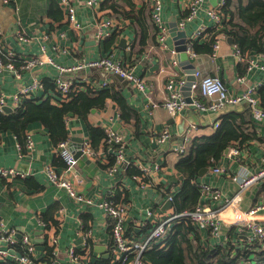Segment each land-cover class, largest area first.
I'll use <instances>...</instances> for the list:
<instances>
[{"label": "crops", "instance_id": "1", "mask_svg": "<svg viewBox=\"0 0 264 264\" xmlns=\"http://www.w3.org/2000/svg\"><path fill=\"white\" fill-rule=\"evenodd\" d=\"M73 1L77 20L81 25L79 29L72 27L67 21L57 0H11L9 2L0 0V30L5 36V48L10 49L17 56L24 57L39 54L41 45H45V53L52 61V63L22 71L20 78H16L9 70L0 67V90L10 94L18 85L28 83L33 75L42 81L51 80L58 75L67 77L82 75L84 74L82 70L71 74L62 70L72 67L80 59H97L108 54H113L125 61L137 75L144 79L151 91L152 102L157 103L158 106L151 107L146 98L130 83L112 76L109 86L119 92L123 98L127 108L125 112L127 118H121L120 105L109 99L102 109H95L94 113L90 112L85 118L73 115L65 119L67 135L71 136V139L73 137L88 139L89 143L88 124L97 126L96 120L99 115L108 122L111 119L113 125L119 123L117 129L125 141V155L129 160L141 162L146 166L152 164L162 166L163 171L146 178L148 184L140 188L139 182L133 176H129L125 168L115 175L108 173L107 165L109 156L112 154L108 148L102 146L100 141L95 148H91L98 159V162H95L97 169L91 174L77 167V171L85 177L83 191L86 195L99 198L103 197L109 189H114L116 200L128 207L126 228L135 236L141 237L149 228L145 210L152 208L160 213L173 210L172 206L169 209L163 208L166 200L164 192L173 194L174 198L183 184V176L175 168L176 162L182 156L173 152V147L180 144L176 138L178 118L183 116L193 121V124L197 125L196 136L198 137L212 134L218 126L214 125L218 118L211 112H201L189 105L179 115L171 117L161 106L165 94L163 85L171 70L169 50H175V41L169 33L170 22H175L178 30L186 32L187 40L201 24L209 26L211 21L205 12L201 11L192 20L184 22L181 28L179 23L185 12L183 4L188 0H162L161 15L168 28L166 44L169 50H167L159 45L157 33L150 18V6L146 0H107L97 8L96 12L86 6L85 0ZM111 2L117 5V11L108 7ZM107 17L118 19L119 28L118 32L113 34L116 35L112 43L107 37L103 40L95 38L94 23ZM13 28L14 31L9 33V29ZM19 28H22L26 34L34 36V39L27 43L20 42L16 38V31ZM43 36L46 38L43 39ZM121 38L125 40L124 45H120ZM201 41L204 42L205 39ZM233 45V43L229 44L225 37L220 42L216 54L198 53L192 63L199 67L201 73L222 78L231 92H239L243 84L236 78L240 75L238 69L243 62L238 61L233 55ZM64 49L69 52H65ZM260 62L264 64V59ZM242 69H246V66H242ZM175 70L186 73L180 61ZM244 74L251 83L264 82V71L257 68L248 72L246 70ZM91 77L97 81L102 80V76L98 75L97 71H93ZM51 93L52 91L45 89L44 95L36 99L40 101V99L49 98ZM202 99L205 100V98ZM245 109L247 108L242 106L228 111H244ZM170 118L174 120L170 121ZM165 127L172 134L168 140L159 144L156 141L157 136ZM245 127L248 139L232 141V144L239 145L244 154L241 163L235 161L230 163V170L233 173L239 172L240 165H246L249 170L254 171L258 165V159L264 154V124L252 117V123L249 122ZM36 129H42L46 133L35 132ZM27 132L31 134L35 148L29 156L21 159L17 156L18 141L15 135L9 130L2 131L0 134V166H16L27 172L24 178L0 180V218L6 226L20 233L30 234L34 240L43 238L40 244L44 246V249H35L33 254L34 259L41 264H47L43 260L47 234L53 235L57 240L53 254L55 264H71L67 255L69 248H74L76 252L83 254L87 264L89 262L90 264H108L110 237L102 209L96 205L76 203L66 195L64 190L48 181L42 172V166L46 163L55 165L59 171L65 172L70 177H73V173L65 170L61 159L54 158L56 156L54 145L45 127L34 123ZM225 155L224 153L219 164L225 165L228 162V157ZM94 158L90 157L91 161ZM202 180L221 188L223 197L218 203H223L225 197L233 198L228 211L219 215L225 220L235 218L236 213L246 211L255 203L264 205V180L245 192H238V185L221 175H206ZM199 202H204V199L199 198L196 203ZM216 204L217 202H212V205ZM258 218L264 219V210L258 214ZM40 219L46 224H39ZM197 233L200 245L209 246L211 249L219 246L216 245L218 239L210 237L207 230H197ZM222 234L230 235L229 243L230 239L236 245L246 243L245 237L237 236L234 229L231 230L225 225H222ZM7 260L12 258L8 257ZM4 262L5 260L0 258V264Z\"/></svg>", "mask_w": 264, "mask_h": 264}, {"label": "built area", "instance_id": "2", "mask_svg": "<svg viewBox=\"0 0 264 264\" xmlns=\"http://www.w3.org/2000/svg\"><path fill=\"white\" fill-rule=\"evenodd\" d=\"M3 1L9 2L11 0ZM146 1L150 6V18L154 24L159 45L162 49L169 50L166 44L168 28L161 15L162 0ZM57 2L71 26L78 29L81 28L77 20L74 1L57 0ZM103 2L105 0H85L86 6L94 12H96L97 8ZM224 4L225 0H216L215 5L210 0H188L183 4L185 12L182 21L179 23L181 28H183L184 22L192 20L201 11H204L211 21L209 26L201 24L187 38L185 53L189 61H194L197 56L192 48L193 41L206 40L212 37V53L216 54L220 42L227 37L223 28L228 18L221 9ZM94 28L95 38L97 40H103L111 34L118 32V19L115 17L100 19L94 23ZM16 38L20 42L27 43L32 41L34 36L26 34L22 28H19L16 31ZM42 38L44 39L46 36ZM4 45L5 36L0 30V67L9 70L16 78H20L21 72L24 70H31L45 63H52L50 56L45 53V45H41L39 54L24 57L15 55L14 52L5 48ZM64 51L69 52L67 49H64ZM169 52V66L171 70L163 85L165 94L161 106L165 108L171 117L179 115L186 107L191 105L201 112L215 114L218 119L214 122V125L217 126L221 115L226 111L245 106V108L250 110L251 116L254 119L264 124V107L260 104L258 93V88L263 81L251 83L245 74L239 75L236 80L243 84V88L239 92H231L222 78L217 75L203 74L198 68L193 73L195 80L190 85L191 103H187L182 92L187 75L182 70L180 72L175 70L179 66L177 51L171 49ZM233 55L238 61L246 63L247 72L256 68L264 71V64L260 62L261 59H264V47L260 52L256 51L251 53L247 51L243 53L236 45H233ZM15 61L19 63L18 66H16ZM81 70L84 71L82 75L72 77L58 75L51 79L49 83L53 86V91L49 94V100L52 104L60 105L63 101L68 100L72 92H96L105 88L110 89L111 77L115 76L127 81L136 88L146 98L151 107L158 106L157 103L152 102L151 91L148 89L144 79L137 75L129 64L115 57L113 54L104 55L97 59H80L72 67L62 71L71 74ZM93 71H97L98 75L102 76L101 81L94 80L91 77ZM44 93L45 87L43 81L33 75L28 83L18 85L15 91L10 94H5L0 90V110L4 106H8L11 109L20 108L24 101H38L36 98H40ZM202 98H205V100ZM96 124L103 128L104 131L102 146L108 148L114 156L113 164L107 169L110 175H115L127 166H135L141 171V174L132 176L139 182L138 187L143 188L148 184L146 178L160 174L163 171L162 166L159 164L146 166L141 162L129 160L125 155L126 144L123 136L118 129L113 128L111 119L108 122L99 115ZM196 129L197 125L193 124V121L188 123L186 130L182 134L183 142L173 147V152L176 155L183 156L186 154L193 137L196 136ZM171 134L170 130L165 127L158 134L156 141L162 144L170 138ZM71 140V136H67L66 139L58 142L54 146V150L55 155L63 162L65 170L71 171L73 177L68 176L65 172L59 171L51 163L44 164L42 166V172L52 185L64 190L66 195L76 203L90 206L96 205L102 209L108 224L107 227L110 237L108 264H149L143 256L144 253L155 246L164 247L165 240L169 236L172 227L181 220L186 219L189 220L196 230H207L210 237L218 239L216 245L229 248L228 238L231 237L229 234H222V225H225L231 230L234 229L237 236L245 237L244 240L246 243L243 245H236L230 239V245L233 249H248V247L256 242H260L264 246V219L258 218V214L264 210V205L255 203L246 211L236 213L235 218L225 220L219 215L228 211L233 198L225 197L223 203H218L223 197L221 188L203 180L197 183V185L199 187L200 199H204V202H199L193 210L181 213H175L171 210L170 212L162 211L164 214H161L162 212H155L152 208H147L145 210L147 214L146 222L149 220L147 222L149 228L143 236H135L131 231H128L125 225L128 217V207L124 203L116 200L114 189H109L103 197L99 198H93L84 193L83 184L85 177L77 171V158L74 157L70 148ZM34 148L35 142L31 134L26 132L23 142L17 144L18 158L21 159L29 156L34 151ZM82 151L89 159L90 157H95L88 139H83ZM242 155L244 154L239 145L232 144L225 155L228 157V162L225 165L217 163L211 166L208 168L206 174L209 176H224L238 185V192L247 191L258 182L264 180V154L258 159V165L254 171L249 170L246 165H240L238 168L239 172L233 173L230 170V163L234 161L241 163ZM93 161L97 163V157ZM26 175V171L24 172L16 166H0V180L24 178ZM164 193L166 200H173V194L169 192ZM212 202H217V204L212 205ZM38 222L41 225L46 224L41 219ZM221 235L222 237L220 238ZM45 240L47 241V245L49 244L52 247V254H54L57 245L56 238L53 235L51 236V234H47ZM35 245L36 242L30 234L20 233L16 229L6 226L0 218V258L3 261L11 257L12 260L19 264H41L34 259ZM67 255L71 264H87L85 256L76 252L74 248H69Z\"/></svg>", "mask_w": 264, "mask_h": 264}, {"label": "trees", "instance_id": "3", "mask_svg": "<svg viewBox=\"0 0 264 264\" xmlns=\"http://www.w3.org/2000/svg\"><path fill=\"white\" fill-rule=\"evenodd\" d=\"M108 7L117 11V5L114 2L109 3ZM221 9L228 18L223 28L224 33L232 38L233 44L243 53L251 50L262 51L264 47V0H225ZM113 34L107 37L111 43L116 35ZM212 43V37L204 42L195 40L192 48L196 55L198 53L208 54L212 52ZM243 63L238 69L240 75L246 71L242 69V66H246V63ZM15 64L19 65L16 61ZM50 81V79L43 80V84L46 90L53 91ZM258 93L260 104L264 107V82L259 86ZM109 99L120 105L121 118H127V113L125 114L127 108L123 98L114 88H105L96 92H72L68 100L60 105L52 104L47 98L40 101L26 100L20 108L12 109L10 112L0 110V134L2 131L9 130L15 135L18 143H22L28 128L34 123H39L47 129L52 144L56 146L68 136L65 124V119L69 117L68 113L85 118L92 109H102ZM249 122L252 123L249 109L226 111L221 115L219 124L212 134L193 137L188 152L175 164V168L183 176V184L172 200L173 212L181 213L195 208L198 204L196 201L200 198L196 182L198 171L200 168H210L217 164L224 155L225 149L233 143L232 141L247 140L248 134L245 133V126ZM88 129L90 145L93 149L100 141L102 142L104 131L100 126L90 124H88ZM54 158L60 159L57 155ZM113 162L114 156L111 155L107 166L112 165ZM61 163L63 165L62 161ZM125 171L129 176L141 174L135 166H127ZM262 245L256 242L248 249H233L230 243H228L229 248L214 246L211 249L209 246H202L199 244L197 230L186 219L172 227L164 247L155 246L143 256L149 264H264V246ZM43 260L47 264L55 263L52 247L47 244ZM4 264L19 263L6 260Z\"/></svg>", "mask_w": 264, "mask_h": 264}, {"label": "water", "instance_id": "4", "mask_svg": "<svg viewBox=\"0 0 264 264\" xmlns=\"http://www.w3.org/2000/svg\"><path fill=\"white\" fill-rule=\"evenodd\" d=\"M212 2V4H216V0H210ZM13 27V26H12ZM14 28L12 30L9 29V33L13 32ZM169 33L170 36L174 39L175 41V50L178 53V60L180 61V64H182L184 71L187 73L186 76V82L182 87V92L183 95L185 97V100L187 103H191V98H190V85L192 84V82L195 80V77L193 75L194 71L196 69H198L199 67L196 66L195 64H193L191 61H189L185 50H186V32L185 31H181L178 30L175 22H170V27H169ZM124 39L121 38L120 39V45H124ZM227 41L229 44H232V38L231 37H227ZM69 74V73H68ZM2 110L4 112H10L12 109L8 106H4L2 108ZM91 112H95V109H92ZM72 113H68L69 117H72ZM170 121H173V118H170ZM189 122H192L191 120H188L186 118H184L183 116H180L176 122V138L178 139L179 143L183 142V138H182V134L183 132L186 130L187 125ZM119 126V123L113 125L114 129H117ZM35 132H43L46 133L44 130L42 129H36ZM178 135V136H177ZM181 135V136H179ZM82 142H83V138L81 137H73L72 138V143H71V151L74 154V157L77 158V166L87 170L88 172H90L91 174L97 169V164L94 161H91V159H89L87 157L86 154L83 153L82 151ZM228 151V149H225L224 153L226 154ZM208 168L203 167L200 168V170L198 171L197 177H196V182L199 183L202 178L204 177V175L207 173ZM26 171V170H25ZM172 203L169 200H165L164 204H163V208L164 209H169L171 208ZM40 234V231H39ZM43 238H38L35 240L36 245H35V249L37 250H42L44 249V246H42L40 243L42 242ZM107 254V253H106ZM105 254V255H106ZM58 264V263H57Z\"/></svg>", "mask_w": 264, "mask_h": 264}]
</instances>
